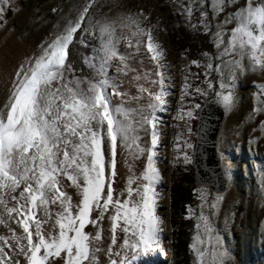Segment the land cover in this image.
Returning a JSON list of instances; mask_svg holds the SVG:
<instances>
[{
  "label": "snow or ice",
  "instance_id": "snow-or-ice-1",
  "mask_svg": "<svg viewBox=\"0 0 264 264\" xmlns=\"http://www.w3.org/2000/svg\"><path fill=\"white\" fill-rule=\"evenodd\" d=\"M93 6L86 0L74 18L53 26L19 63L0 105V225L7 232L0 234V264H162L163 220L156 190L161 180L159 113L168 110L165 98L172 81L165 83L164 49L152 34L158 25L143 10L95 19L90 14ZM205 6L206 0H189L178 9L187 24L211 32L216 49L214 55L203 54L206 64L191 60L182 66L203 67L204 80L203 86H193L188 75L183 76L180 93L185 106L177 109L181 118L193 117L200 107L196 97L213 94L216 103L230 111L234 72L245 69L241 61L246 58L251 69L264 64V0H213L207 7L214 14L234 6L219 21L220 26H233H218L214 32L206 22ZM9 11H16L15 0H0V19ZM194 12L199 13V25L191 23ZM117 26L122 30L119 36ZM96 33L98 44L82 60L92 73L88 76L68 56L71 46L89 47L84 37ZM121 42L131 50L129 55L141 56V64L148 57L154 75L153 69H141V75L131 68L129 55L118 50ZM113 68L115 75L110 76ZM213 71L214 78H209ZM129 72L137 93L129 98L137 106H114L113 96H128L118 90L116 76ZM253 104L252 113H264V84L253 93ZM258 123L264 136V120ZM184 147L192 145L186 141ZM118 149L127 169L121 189L116 187ZM183 159L190 162L187 155ZM138 160L142 170L136 174ZM224 176L228 178L227 170ZM197 198L199 214L186 207L185 216L195 219V234L187 245L194 264H226L228 252L211 222L220 197L209 205L201 189Z\"/></svg>",
  "mask_w": 264,
  "mask_h": 264
},
{
  "label": "rangeland",
  "instance_id": "rangeland-1",
  "mask_svg": "<svg viewBox=\"0 0 264 264\" xmlns=\"http://www.w3.org/2000/svg\"><path fill=\"white\" fill-rule=\"evenodd\" d=\"M85 2L86 0H15L16 11H9L3 19H0V105L7 94L15 70L23 58L33 53L36 45L54 30V25H62L65 18H74ZM92 2L94 6L90 9V14L95 19H102L106 15L109 17L126 16L129 13H138L143 10L145 14L149 15L153 24H158L163 36L155 39L162 48L168 45L172 54L173 70H169V73L165 70L166 74L164 73L165 83L167 84L168 78L172 81L169 89L171 94L165 98L171 100V105L167 113H159L161 121L163 119L168 121V134L160 140V142H165L166 146L168 176L165 180V176L161 174V180L156 189L159 193L157 210H164L167 215L162 242L165 255L159 257V260L169 263L172 255L173 237L168 208V187L174 173L184 172L186 167L192 166L195 126L192 127L191 122L193 119L196 122L197 109L194 110L192 118H181V114L177 111L178 108L185 106L181 101L180 88L183 76L188 73V67L183 68L182 66L188 65L189 61L185 56L182 57L181 54L174 53L168 35L173 27L179 26L185 29L191 27L186 23V17H182L178 10L180 4L187 5L189 0H92ZM212 2L213 0H206L205 8L209 12L207 23L211 31L214 32L220 26L219 21L233 11L234 6L226 8L224 12L214 14L207 7ZM236 2L240 3L241 0H236ZM52 9L56 11L53 12ZM191 23H194L193 16ZM231 26L233 25L220 27L227 29ZM121 33V28L117 26L116 34L119 36ZM124 34L130 35L126 31ZM208 37L213 47L211 56L215 54L216 49L213 46L211 32ZM76 39H80L79 35L76 36ZM84 39L89 47L76 44V47H81L79 52L82 60L83 55H87L91 51V46L98 44L99 35L96 33L95 36H85ZM132 42L135 43V39ZM117 47L122 54H130L131 50L126 48L123 42ZM144 51L146 52V49ZM137 57L141 59V56L129 55L128 63L134 62ZM146 58L148 59V57ZM197 61L201 65L207 63L204 55H200ZM241 63L245 66L244 71L241 72L237 69L234 72L236 82L233 88V107L228 112L224 111L223 122L217 138L221 170L223 175L225 170L228 172V178H225L226 188L221 193H214L208 187L198 186L200 187L198 193L201 189L204 190L209 205L213 198L220 197L216 214L211 216V222L215 234L220 236L228 252L226 264H264V195L261 194V179L264 177V136L260 134L258 123L260 120H264V113L251 112L254 106L253 93L258 92L259 85L264 84V64L257 69H251L248 67L246 58ZM213 65H215V61H213ZM199 69L204 75V68L199 67ZM83 71L88 76L92 75L91 71L84 66ZM5 75L9 77L8 80L4 79ZM109 75H115L114 68L109 70ZM209 76L214 78L215 72L209 73ZM116 83L119 86L118 90L127 92L128 96L118 97L117 103L112 100V104L115 106L123 102L125 108H135L137 101L129 98L135 95L126 89L124 76L117 75ZM109 91L111 92V89ZM212 101L216 102L214 98ZM143 102V100L140 101V103ZM254 128L255 131H253ZM177 133L180 134L179 139H177ZM253 138L255 139L253 140ZM186 141L192 147L185 148ZM174 145H179V147ZM184 155L189 157L190 162H184ZM198 202V205L187 208H191L199 214L200 201L198 200ZM205 211L210 215L208 209ZM192 220L195 224V219L192 218ZM194 234L195 229L188 244ZM187 255L189 263L194 264L193 254L188 247Z\"/></svg>",
  "mask_w": 264,
  "mask_h": 264
},
{
  "label": "trees",
  "instance_id": "trees-1",
  "mask_svg": "<svg viewBox=\"0 0 264 264\" xmlns=\"http://www.w3.org/2000/svg\"><path fill=\"white\" fill-rule=\"evenodd\" d=\"M206 22L209 17V12L206 10ZM194 23L199 25V13L194 12ZM209 33L205 34L200 27L189 29L183 27H173L168 35V40L172 50L176 54L186 53V59L188 61L198 60L200 55L205 52L209 55L213 52V47L209 41ZM81 47L76 45L71 46L68 59L79 70L83 69L81 53L79 52ZM190 73V75H189ZM79 75V71L77 72ZM188 82L195 86L200 83L203 86L204 75L201 70L195 66H188ZM199 75V80L196 79ZM209 78H212L209 76ZM213 96L207 98L213 100ZM206 100L204 97H196L195 103L202 104ZM192 127L195 126V119L191 122ZM193 140V138H192ZM198 187L193 180V168L191 165L186 167L185 171L174 173L171 177V183L168 187L169 195V216L170 225L172 228V255L169 263L162 264H190L189 257L187 255V245L190 236L194 232L192 218H185L187 215L186 207H194L198 205ZM194 190H196L194 192Z\"/></svg>",
  "mask_w": 264,
  "mask_h": 264
},
{
  "label": "water",
  "instance_id": "water-1",
  "mask_svg": "<svg viewBox=\"0 0 264 264\" xmlns=\"http://www.w3.org/2000/svg\"><path fill=\"white\" fill-rule=\"evenodd\" d=\"M222 106L206 99L197 108L192 152L193 180L197 186L208 187L214 193L226 188L217 152V138L224 118Z\"/></svg>",
  "mask_w": 264,
  "mask_h": 264
},
{
  "label": "bare ground",
  "instance_id": "bare-ground-1",
  "mask_svg": "<svg viewBox=\"0 0 264 264\" xmlns=\"http://www.w3.org/2000/svg\"><path fill=\"white\" fill-rule=\"evenodd\" d=\"M156 25H158L157 23H154ZM153 36L154 38H160L163 37L161 35V32L159 30V27H157V29H155L153 31ZM164 49V62L167 63L168 67L166 69V72H168L169 70H173L174 64H173V58H172V54L171 51L169 50L168 45H165L163 47ZM144 51V50H143ZM132 60V59H131ZM141 59H137L134 62H130L128 63L129 66L131 68H135L137 70L138 74H141V69L143 70H148V69H153V75H154V66L150 63V61L145 57L143 58V63H140ZM165 73V70L163 71V74ZM169 73V72H168ZM166 74V73H165ZM133 75V73L129 72L127 76H124L125 79V86L126 89L131 92L132 94L136 95V89L134 87V85L132 83H130L131 80V76ZM4 79L8 80L9 77L7 75H5ZM10 82V81H9ZM140 83H143V81L141 80ZM114 99L113 102L117 103V98L116 96H113ZM6 99V95L4 96V100ZM121 99V98H120ZM167 101H169L167 107L169 110V106L171 105V100L166 99ZM123 101V99H122ZM142 101V100H141ZM122 103V102H121ZM127 105V104H126ZM168 110L166 112L163 113H167ZM165 119H163L159 125V129L162 132V136L160 138V140H162V138L166 137L168 134V125ZM158 156H159V163H158V169L160 171L161 174H163V176H165V180H167V176H168V170H167V161H168V157H167V152H166V146H165V142H160L159 144V150H158ZM117 169H118V174L116 176V187L117 189H121L124 186V177L127 174V169L124 167V158L122 155H120L119 153V149L117 150ZM142 170V161L138 160L135 162V167H134V171L136 172V174L139 173V171ZM167 196V193L165 194ZM167 202V201H166ZM167 211V210H166ZM158 214L162 217L163 220V224H162V242L164 239V234H165V217L167 216L166 213L164 212V210H157ZM167 218V217H166ZM104 228H105V233L107 234V221L105 220L103 222ZM12 227H15L14 225H12ZM0 234H7L6 229H4L3 225H0ZM103 258V255L101 254V259Z\"/></svg>",
  "mask_w": 264,
  "mask_h": 264
}]
</instances>
